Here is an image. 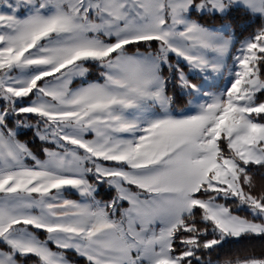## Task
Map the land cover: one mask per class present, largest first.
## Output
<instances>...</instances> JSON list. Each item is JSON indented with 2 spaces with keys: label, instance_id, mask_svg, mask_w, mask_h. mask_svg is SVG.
Here are the masks:
<instances>
[{
  "label": "snow or ice",
  "instance_id": "obj_1",
  "mask_svg": "<svg viewBox=\"0 0 264 264\" xmlns=\"http://www.w3.org/2000/svg\"><path fill=\"white\" fill-rule=\"evenodd\" d=\"M0 264H264V0H0Z\"/></svg>",
  "mask_w": 264,
  "mask_h": 264
}]
</instances>
